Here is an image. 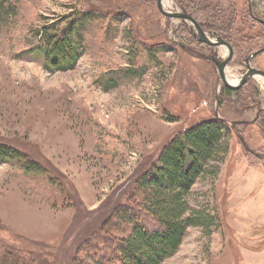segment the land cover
I'll return each instance as SVG.
<instances>
[{"label": "rangeland", "instance_id": "rangeland-1", "mask_svg": "<svg viewBox=\"0 0 264 264\" xmlns=\"http://www.w3.org/2000/svg\"><path fill=\"white\" fill-rule=\"evenodd\" d=\"M251 4L264 19V0ZM197 5L199 20L214 12L209 21L230 39L225 74L238 82L244 54L264 47V25L246 0ZM63 28L77 59L47 70L39 47ZM225 54L199 42L189 21L161 14L155 0H0V143L46 172L0 164V255L15 251L23 264H118L117 245L131 230L121 212L137 211L136 175L176 133L218 118L231 129L228 153L215 181H198L188 199L212 224L188 227L161 264H264V79L223 92L210 58ZM252 59L264 70V51Z\"/></svg>", "mask_w": 264, "mask_h": 264}, {"label": "trees", "instance_id": "trees-1", "mask_svg": "<svg viewBox=\"0 0 264 264\" xmlns=\"http://www.w3.org/2000/svg\"><path fill=\"white\" fill-rule=\"evenodd\" d=\"M230 8L233 19L236 6L231 4ZM89 15L84 12L80 19ZM59 32L45 34V45L39 47L47 70L69 69L77 59L72 34L66 28ZM228 134L231 129L218 118L200 121L176 133L148 169L136 175L132 193L136 203H132L137 211L127 207L121 212L131 230L117 245L118 264H161L176 252L188 227L208 228L212 224L213 217L202 209L190 208L188 199L195 183L202 179L213 183L217 178L228 153ZM14 161H22L27 173H46L18 149L0 143V164ZM0 264H23V258L15 251L2 253Z\"/></svg>", "mask_w": 264, "mask_h": 264}, {"label": "water", "instance_id": "water-1", "mask_svg": "<svg viewBox=\"0 0 264 264\" xmlns=\"http://www.w3.org/2000/svg\"><path fill=\"white\" fill-rule=\"evenodd\" d=\"M156 6L159 10V12L167 17L170 18H183L187 21H189L192 24V27L194 29V35L197 37L199 42L208 44V45H222L226 47V54L221 57L218 58L217 56H212L210 58V60L214 63L216 70L218 72V76L219 79L221 80V82L223 83L224 86L228 87V88H238L242 85H244L249 78L251 77H260L264 79V71L256 69L254 67H252L249 63L248 60L250 57H253L257 54H259L260 52L264 51V47L260 48L259 50H256L255 52L249 54V56L245 59L247 62L246 65V70L243 73V75L241 76L240 80L238 82H231L226 78V74H225V68H226V64L228 62V60L231 57L232 54V49L231 46L224 41L219 35H215L214 39H209L204 31L200 28L198 22L191 17L190 15H188L187 13H181V12H172V11H168L164 8L163 6V0H156ZM259 23L264 25V20L254 17ZM243 142V145L245 146V148H248L247 145L245 144V141L243 139H241Z\"/></svg>", "mask_w": 264, "mask_h": 264}, {"label": "flooded vegetation", "instance_id": "flooded-vegetation-1", "mask_svg": "<svg viewBox=\"0 0 264 264\" xmlns=\"http://www.w3.org/2000/svg\"><path fill=\"white\" fill-rule=\"evenodd\" d=\"M206 1H211V0H206ZM253 0H246V2L248 3V5H247V12L250 14V16L253 18V19H255L254 17H257V18H260V17H258V16H256V15H254V13H253V11H252V4H251V2H252ZM262 1V0H261ZM155 2H156V0H155ZM181 2H185V6H183L182 7V5H181V7H180V10H178V11H172V12H181V13H187L188 15H190L191 17H193L197 22H198V24H199V26H200V28L204 31V29L205 30H207V31H213V32H217L218 34L217 35H219L224 41H226L230 46H231V49H232V54H231V57H232V55L234 54V48L232 47V44H231V42H230V39H228L227 37H226V35H225V31H222V32H218V30H216L214 27H213V25H212V22L211 21H209V18H213V15H215V13L214 12H211L210 11V13H209V15L207 16H205V14H204V17H203V20H199V12L201 11L200 10V8L201 7H199V5H197L198 3H199V0H181ZM188 3H189V5H192V8H191V10H190V8H188L189 7V5H188ZM165 4H166V0H165V3H164V6H165ZM165 9L166 10H168L166 7H165ZM169 11V10H168ZM171 11V10H170ZM246 13V12H245ZM165 16V15H164ZM165 17H167V16H165ZM167 18H169L170 19V17H167ZM208 18V20H206ZM179 19H182V20H185V19H183V18H179ZM260 19H263V18H260ZM256 20V19H255ZM264 20V19H263ZM185 21H187V20H185ZM257 21V20H256ZM258 22V21H257ZM259 23V22H258ZM225 32V33H224ZM215 46H217V47H219V46H221V47H223V48H225L226 49V47L225 46H222V45H215ZM263 48V47H262ZM260 49V48H259ZM259 49H255L254 51H252V52H250V53H248V52H246L245 54H244V57H243V63L245 64V67H246V65H247V62H246V58L249 56V54H251V53H253V52H255L256 50H259ZM263 52V51H262ZM261 53V52H260ZM259 53V54H260ZM259 54H257V55H259ZM216 56V55H215ZM256 56V55H255ZM255 56H253V57H250L249 58V60H248V63L252 66V67H254L253 65H252V58H254ZM231 57H230V59H231ZM230 59L228 60V62H227V64H226V66L228 65V63H229V61H230ZM254 68H256V69H259V70H262V71H264L263 69H260V68H257V67H254ZM250 79V78H249ZM248 79V80H249ZM248 82V81H247ZM246 82V83H247ZM243 86V85H242ZM242 86H240V87H238V88H228V87H226V86H224L223 88V92L224 91H234V92H237L239 89H242L241 87ZM259 112H261V111H259ZM259 125H261V127L263 126L262 125V122H260L259 123Z\"/></svg>", "mask_w": 264, "mask_h": 264}, {"label": "bare ground", "instance_id": "bare-ground-1", "mask_svg": "<svg viewBox=\"0 0 264 264\" xmlns=\"http://www.w3.org/2000/svg\"><path fill=\"white\" fill-rule=\"evenodd\" d=\"M164 3H165V0H163V6H164ZM164 8H165V6H164ZM226 69V68H225ZM226 71V70H225ZM227 76V75H226Z\"/></svg>", "mask_w": 264, "mask_h": 264}]
</instances>
